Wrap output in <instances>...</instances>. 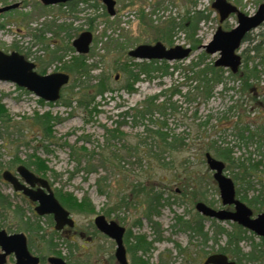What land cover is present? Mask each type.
Returning <instances> with one entry per match:
<instances>
[{
    "label": "rangeland",
    "instance_id": "374dc122",
    "mask_svg": "<svg viewBox=\"0 0 264 264\" xmlns=\"http://www.w3.org/2000/svg\"><path fill=\"white\" fill-rule=\"evenodd\" d=\"M98 1L100 5L97 6L81 2L77 7L79 11L71 13L60 8V5L47 6L39 0H0V6L20 3L18 8L0 15V49L5 52H21L36 64L38 72H41L42 66L46 67V73L65 71L60 69L63 61L50 62L49 50H45L46 43L63 41L55 38L51 31L46 32V40L36 41L33 37L35 31L46 28L51 21H66L72 23L73 27L82 28L78 32L72 29L76 38L89 27L88 18L96 17L92 31L94 39L87 53L88 61L97 65L93 75L109 73L115 87L114 92H106L103 97L97 96L100 111L91 116L76 101L72 106L65 105L63 98L54 103L41 104L34 93L19 88L12 82L0 80V99L10 113L9 121H0L1 172L6 169L16 172V167L20 164L35 171L34 166L26 164L30 161V155L35 152L52 169L45 174H38L50 180L55 193L58 190L64 194L73 193L79 200L88 196L95 207L94 212L69 209L76 222L77 236L59 235L61 231L55 230L50 215H37L28 201L17 194L10 184L0 179V194L12 202V206L0 208V229H5L8 233H25L33 253L44 256L41 264H50L47 260L50 255H62L68 264H118L115 257L116 242L99 231L94 223L95 217L103 214L108 220H115L131 231L132 235L145 234L148 240H153L157 234L155 226L160 229L162 240L154 242L155 248L146 255L151 264H160L162 256L171 259L174 264H203L209 254L226 243V236L220 237L218 243L210 240L204 245L198 238L191 240L189 232L180 230L175 225V218L182 215L185 219L195 220L197 214H201L196 209L199 200L215 208L223 207L218 183L205 157L212 141H216L217 146L233 147L235 158L251 156L253 162L261 163L257 175L250 179L254 189L249 191L247 180L235 178L237 175L241 177L239 169L225 170V174L234 179L239 198L244 194L251 198L262 188L264 190V145L259 148L255 141L242 143L230 126L242 114L244 120L250 121L251 129L264 126V63L260 62L259 57L249 61V67L258 64L257 68L261 71L260 79L254 81L255 87L260 90V94H256L260 101L257 103L251 102L249 94L241 90V81L230 77V71L226 72L228 78L224 82L228 89L218 85L214 96L207 102H202L200 98L190 100L195 82L184 78L183 68L204 51L200 47L190 57L178 61L181 66L174 74L142 80L136 85L137 91L129 94L121 89L125 81L124 75L121 71H115L117 64L126 60L125 52L138 44H152L156 41H162L168 47L177 44L190 46L192 41L178 27L172 32V44L168 42V36L159 29L167 27L171 19L183 21L186 11L191 8L194 10V3H197V9L204 10L209 15L208 20L199 24L196 35L201 45L205 44L212 39L221 24L219 12L212 7L214 0H117L116 15L110 16L102 1ZM228 1L249 15L256 13L259 5L264 3V0ZM237 22V17L233 14L222 25L224 29L230 30ZM263 32L264 24L250 32L251 39L243 43L240 53L243 55L244 50L258 43ZM62 45L65 46V43ZM72 54V51L64 48V60L70 59ZM219 55H209L206 61L213 62ZM250 55L253 56L254 53L250 52ZM176 62L171 61L170 64L174 65ZM244 69L243 64L241 71ZM117 73L122 74L121 79H114ZM74 80L75 76L71 74L70 83L62 90L64 95L79 91V86H73ZM96 81L95 77L91 82ZM161 90L166 91V97L175 93L171 97L174 105L170 103L172 106L167 108L166 114L156 113L151 118L138 121L133 116L121 115L145 97ZM189 91L192 94L186 96ZM240 104L241 108L238 106L230 109L231 106ZM36 111H51L60 116V121L54 127L53 144L49 145L48 150L44 145L50 143L49 138L43 136L44 132L31 119ZM208 118L210 122L206 126H200ZM122 121L123 132L116 138L108 139L107 128H115ZM157 130L168 133V141H173V136H176L174 146L169 148L162 137L154 132ZM71 145L76 148L84 146L87 150L72 154ZM209 152L217 157L214 150ZM17 156L26 163L17 162ZM140 186L163 192L164 204L159 207V214L151 218L145 214V198L133 194ZM246 203L255 216L264 212L263 205L261 210L256 211L247 201ZM17 208L24 210L25 219L40 223L43 227L40 234L45 235L44 239L25 229L20 214L15 211ZM214 220L216 224L230 230L235 224L205 216L203 224L210 235H213ZM82 232L85 235H81ZM51 240L58 243L54 250L49 245ZM261 242L262 237L248 230L240 246L244 252H249L254 243ZM125 245L128 247L126 242ZM178 245L186 248V251L180 253ZM128 258L132 263L130 253ZM7 264H15L14 255ZM241 264H264V260L243 259Z\"/></svg>",
    "mask_w": 264,
    "mask_h": 264
},
{
    "label": "trees",
    "instance_id": "16d2710c",
    "mask_svg": "<svg viewBox=\"0 0 264 264\" xmlns=\"http://www.w3.org/2000/svg\"><path fill=\"white\" fill-rule=\"evenodd\" d=\"M93 1V2H92ZM83 2L88 6H97L100 5L98 0H72L65 4H60V8H64L71 13H76L78 10L79 4ZM197 3L193 4L194 10L188 9L185 13V19L179 22L176 19H171L167 27L163 29H159V31L165 33L168 36V42L172 44V32L176 30L178 27L180 30H183L186 36L192 41L190 45L192 47V51H196L197 48L201 46V41L196 38L199 24L209 19V15L205 13L204 10L196 8ZM96 17L90 16L88 18L89 27L87 30L94 31V21ZM52 22V23H51ZM46 28L39 29L38 32L33 33V37L36 41H43L45 39L46 32H53L55 38H61L63 43L59 40H56L54 43H46V49L49 50V58L50 62L53 61H63L60 69L65 70L66 72L73 74L75 76L73 86H79L78 92H72L70 95H64L62 93L61 98H63V103L67 106H72L74 101L77 102V105L80 108H84L91 116L98 113L100 111L99 104L96 102V98L98 95L104 96L106 92H114L115 87L112 82V76L109 73H100L99 75H93V70L97 68L96 64L90 63L88 61L87 54H77L76 50L73 47L72 40L74 39V35L72 34V29L75 32L82 30V28L73 27L72 23H67L63 21L61 23H57L56 21H51ZM38 30V29H37ZM251 39L250 33H248L243 42L249 41ZM16 46V45H14ZM51 46H53L51 48ZM64 48L73 52L70 59L64 60ZM63 51V52H62ZM246 55L244 56V54ZM250 52H253L254 55L251 56ZM126 60L117 64L115 67V71H121V73L125 77L124 83H122L121 89H124L129 94H132L137 91V83L142 80L153 79L156 76H170L174 74L181 64L177 61L174 65H171L167 60H135L129 57L128 52H125ZM243 64L244 71H240L234 74L230 69H226L224 67H218L213 62H207L209 59V54L203 51L197 59H193L188 65H186L183 69L185 70L184 78L186 80H191L195 82L194 85V93L190 100H195L196 98H200L202 102L209 101L214 96V90L218 85H223L225 89H228L225 86V80L228 78L226 72H229L230 77L241 81V90L249 94L252 103L260 102L257 99V90L254 84L255 80L260 79L261 71L257 68L258 64H255L254 67H249V61L260 58V62L264 63V32L262 33V39L256 43L252 48L246 49L243 51ZM42 74L46 73V67H41L40 70ZM122 74H120V79L122 78ZM96 77L97 81L92 83L91 81ZM116 75L114 76V79ZM78 83V84H77ZM77 84V85H75ZM73 87V88H74ZM74 90V89H73ZM181 94V91L178 90ZM166 93L165 90H161L158 93L153 95H149L145 97V99L133 107H130L123 111L121 115L124 117L133 116L135 121L144 120L145 118H151L156 113L166 114L167 108L171 107L173 102H171V97L175 94H172L169 97L164 96ZM192 94L191 91L186 93V96H190ZM257 94V95H256ZM164 96V97H163ZM41 104H45L46 101L43 99H39ZM51 103V102H50ZM171 103V104H170ZM174 105V104H173ZM241 105L231 106L230 109L238 107L241 108ZM264 106V105H263ZM241 115V114H240ZM243 116V114H242ZM239 116V119L236 121H232L230 126L236 131L234 133L237 135L238 139L242 141V143L248 144L249 142L255 141L258 143V147L264 145V126L259 127L256 130L250 128V121H246ZM32 122L37 124L40 127V130L44 132L45 137L49 138V142L47 145H44L48 150L49 145L53 144L51 141L53 140L54 135V127L57 122L60 121V116L54 115L51 111H45L41 113L40 111H36L34 116L31 117ZM10 120V113L6 105L0 99V121L6 122ZM123 122H119L115 128L108 129L107 134L110 137L116 138L123 131L121 130V126ZM210 122V118L206 121L200 123V126H206ZM234 122V124H233ZM234 126H233V125ZM229 126V127H230ZM228 127V128H229ZM225 129V128H224ZM156 134L162 137V139L167 143L168 147H173L175 141L177 140L176 136H173V141H168L169 134L162 131L157 130L154 131ZM241 144V143H240ZM72 154L79 153V151L87 150V147L76 148L72 146ZM209 150H214L219 159L223 160L227 167L226 169L237 168L239 169L241 177L235 176L237 180H247V191L250 189H254V184L250 180L251 177L257 175L259 171L261 163L253 162L252 157H237L233 156V147L227 146H217L216 141H212L208 147ZM78 151V152H77ZM117 155V153H116ZM216 157V156H215ZM17 162H25L22 161L18 156L16 157ZM29 166H34V170L36 173L45 174L49 170V165L46 163L45 159H42L35 152L30 155V161L26 163ZM2 178V172L0 169V179ZM236 180V181H237ZM100 179H98V182ZM104 192V191H102ZM238 193V191H237ZM134 195H142L146 204V215L148 217H152L155 214H159V207L163 205V192L162 191H154L153 189H146L145 186H140L138 189L134 190ZM183 194L186 195V192ZM56 196L60 200V202L67 207L68 209L74 211H95V207L88 196H85L81 200H79L73 193L64 194L60 190L56 191ZM1 198V194H0ZM5 199L6 203L3 205L12 206V202L8 197L1 198ZM243 201H247L251 206H253L256 211L261 210V206H264V190L263 188L258 191L257 194H254L253 197L249 198L247 194L242 195L241 198ZM201 201V200H199ZM18 214H20L21 219L25 225V229L31 232V234H37L42 239L45 238V235L40 234L43 230V227L37 221H31L30 219H25L24 210L17 208L15 210ZM205 216L201 214H197V218L195 220L185 219L182 215H177L175 220L180 230L185 232H189L190 239L193 240L195 238L200 239L201 243L206 245L208 241L214 240L215 243H218L220 237L226 236L227 240L224 245L219 246V249L215 252H222L227 254L231 259L237 260L238 264H241L243 259H247L249 261H260L264 260V238H262L261 243H254L249 252H244L240 246V243L245 240L248 229L235 223L233 225V229H228L221 224H216L215 220L213 222V235H210L208 231L205 230L203 219ZM137 223L140 224L138 221ZM174 226V225H173ZM157 230V234L155 235L153 240H148L145 234L132 235L131 231H127L125 242L127 244L128 252L132 255V264H151L150 259L146 257V255L153 251L154 242L162 240V234L160 229L155 226ZM49 245L51 249H55L58 243H55L54 240L49 241ZM32 246V244H31ZM178 249L180 253L186 251V248H182L178 245ZM56 251V250H55ZM214 252V253H215ZM61 254L60 252H57ZM210 255V254H209ZM160 264H174L171 259L165 258L162 256Z\"/></svg>",
    "mask_w": 264,
    "mask_h": 264
},
{
    "label": "water",
    "instance_id": "95a60500",
    "mask_svg": "<svg viewBox=\"0 0 264 264\" xmlns=\"http://www.w3.org/2000/svg\"><path fill=\"white\" fill-rule=\"evenodd\" d=\"M39 1L44 5L50 6L67 3L72 0ZM101 1L106 6L107 12L114 16L116 14L117 0ZM19 6L20 3L18 2L0 6V15ZM212 7L218 10L221 24L213 38L209 42L202 44L200 48H203L210 55L219 53L220 55L215 60V65L228 68L236 74L243 64L240 49L244 38L248 33L264 24V3L259 5L258 10L253 15L244 13L238 6L228 0H215ZM232 14L237 16L238 24L234 28L226 30L223 28L222 23ZM92 41L93 33L84 31L73 41V46L76 48L77 53L86 54L90 51ZM128 55L137 60L180 61L192 55V47L180 44L168 47L162 41H156L152 44H138L128 51ZM116 79H119V75L116 76ZM0 80L15 83L19 87L33 92L41 99L55 102L61 98L62 89L69 84L71 76L63 71L41 74L36 70V64L28 60L20 52H5L0 49ZM205 157L208 166L213 171V177L218 183L223 206L234 205L235 209L228 210L224 207L217 209L204 201H198L196 209L204 216L221 221L235 222L264 238V212L254 216L252 208L237 196L236 183L232 177L225 174L226 163L223 160L215 157L209 151L206 152ZM17 170L24 177L26 183H22L18 176L9 169L3 171V178L10 182L15 190L23 191L30 199L38 202L36 212L39 215L53 214L57 230H61L66 225L70 227L75 225L71 212L56 197L48 179L38 176L23 164H20ZM38 182L41 187L34 189ZM95 224L103 233L116 241L115 254L119 264H130L124 244L126 228L115 220H108L103 214L95 217ZM0 247V264H5L7 257L11 254L15 256V264L40 263V257L31 252L27 235L23 232L9 234L6 230L0 229ZM48 261L51 264H68L60 256H51ZM204 264H238V262L230 259L225 253L217 252L210 254Z\"/></svg>",
    "mask_w": 264,
    "mask_h": 264
},
{
    "label": "flooded vegetation",
    "instance_id": "af4514ba",
    "mask_svg": "<svg viewBox=\"0 0 264 264\" xmlns=\"http://www.w3.org/2000/svg\"><path fill=\"white\" fill-rule=\"evenodd\" d=\"M13 10V9H12ZM8 12V11H7ZM252 32V31H251ZM19 52V51H18ZM21 53V52H20ZM22 54V53H21ZM24 55V54H23ZM25 56V55H24ZM26 57V56H25ZM23 89V88H22ZM256 90H257V93H258V95L260 94V90L258 89V87L256 88ZM264 108V107H263ZM19 166V165H18ZM18 166L16 167V172L15 171H12L16 176H18V178H19V180L22 182V183H26V181H25V179H24V177L23 176H21L20 174H19V172H18V170H17V168H18ZM226 167H227V165H226ZM30 169V168H29ZM10 170V169H9ZM32 170V169H31ZM226 170V169H225ZM33 171V170H32ZM35 172V171H34ZM3 173V172H2ZM36 173V172H35ZM38 176H40L38 173H36ZM42 177V176H41ZM4 182H6V183H8V184H10L12 187H13V185L10 183V182H8L7 180H5L4 178H3V175H2V178H1ZM49 183H50V185H51V188H52V184H51V182H50V180H49ZM29 185V184H28ZM41 187V184L38 182V183H36V185L34 186V189H39ZM13 189H14V187H13ZM53 189V188H52ZM14 191L17 193V194H19V195H21L26 201H28L29 203H30V205H31V207H33V209H34V211H35V213L37 214V215H39L37 212H36V206L38 205V202L37 201H33L32 199H30V197L29 196H27L26 194H24V192L23 191H17V190H15L14 189ZM55 195H56V193H55ZM238 196V195H237ZM4 197H6L5 195H3V194H1V198H4ZM57 197V196H56ZM1 198H0V208L1 207H3V205H5V203H6V201H5V199H2L1 200ZM58 198V197H57ZM241 199V198H240ZM227 206H229V207H227ZM227 206H223L224 208H226V209H228V210H234L235 209V206L234 205H227ZM222 207V208H223ZM232 207V208H231ZM67 208V207H66ZM68 209V208H67ZM45 215H50V217H51V219H52V221H53V223H54V225H55V219H54V216H53V214H45ZM255 216V215H254ZM207 217V216H206ZM73 218V217H72ZM211 218V217H210ZM94 223H95V220H94ZM75 226H76V222H75V225L73 226V227H70L69 225H66V226H64L61 230H57L56 228H55V230L56 231H61L60 233H58L59 235L60 234H64L66 237H68V236H71V235H76L77 236V229L75 228ZM95 226L97 227V225L95 224ZM97 229L99 230V231H101L98 227H97ZM5 230V229H4ZM127 230L128 229H126V232H125V234H124V244H125V238H126V233H127ZM102 232V231H101ZM81 235H85L83 232L81 233ZM107 235V234H106ZM110 237V236H109ZM27 239H28V237H27ZM113 239V238H112ZM114 240V239H113ZM115 241V240H114ZM30 241H29V239H28V246H29V248H30V243H29ZM116 242V241H115ZM116 247H117V243H116ZM125 247H126V245H125ZM126 249H127V247H126ZM30 250H31V252L33 253V251H32V249L30 248ZM0 251H1V247H0ZM115 253H116V250H115ZM128 249H127V255H128ZM34 254V253H33ZM13 254H11V255H9L8 257H7V262L5 263V264H7L8 263V261H9V258L12 256ZM34 255H36V254H34ZM37 256H39L40 257V263L39 264H41V262H43V259H44V256H41V255H37ZM51 256H60V257H63L62 255H50V256H48L47 257V260H48V258L49 257H51ZM209 256V255H208ZM207 256V257H208ZM115 257H116V254H115ZM206 257V258H207ZM64 258V257H63ZM206 258L204 259V261H203V264H204V262H205V260H206ZM65 259V258H64ZM231 259V258H230ZM116 260H117V258H116ZM128 260H129V258H128ZM15 262H16V259H15ZM49 262V261H48ZM118 262V261H117ZM68 263V262H67ZM129 263H130V261H129ZM51 264V263H50ZM118 264H119V262H118ZM130 264H132V263H130Z\"/></svg>",
    "mask_w": 264,
    "mask_h": 264
}]
</instances>
